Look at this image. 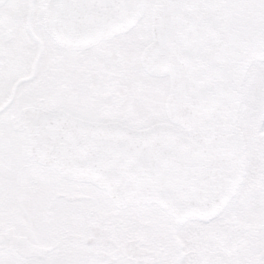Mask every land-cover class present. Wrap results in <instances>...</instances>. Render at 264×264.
Wrapping results in <instances>:
<instances>
[{"label":"snow or ice","instance_id":"obj_1","mask_svg":"<svg viewBox=\"0 0 264 264\" xmlns=\"http://www.w3.org/2000/svg\"><path fill=\"white\" fill-rule=\"evenodd\" d=\"M0 264H264V0H0Z\"/></svg>","mask_w":264,"mask_h":264}]
</instances>
